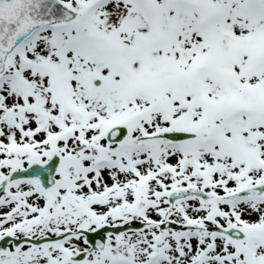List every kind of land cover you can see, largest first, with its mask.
I'll use <instances>...</instances> for the list:
<instances>
[{
	"label": "snow or ice",
	"instance_id": "1",
	"mask_svg": "<svg viewBox=\"0 0 264 264\" xmlns=\"http://www.w3.org/2000/svg\"><path fill=\"white\" fill-rule=\"evenodd\" d=\"M0 264H264V0H0Z\"/></svg>",
	"mask_w": 264,
	"mask_h": 264
}]
</instances>
